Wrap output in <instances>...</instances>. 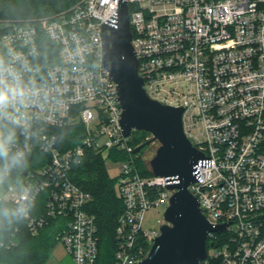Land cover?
I'll return each instance as SVG.
<instances>
[{
	"label": "built area",
	"instance_id": "obj_1",
	"mask_svg": "<svg viewBox=\"0 0 264 264\" xmlns=\"http://www.w3.org/2000/svg\"><path fill=\"white\" fill-rule=\"evenodd\" d=\"M122 2L146 93L183 106L187 137L212 157L210 168L198 167L190 192L211 224L232 221L208 233L202 263L264 264V0H79L53 16L0 20V79L23 92L0 108V119L17 131L9 158L34 148L50 156L1 198L34 235L65 218L57 246L72 264H99L97 221L87 209L92 195L69 175L89 151L103 160L113 155L122 162L115 193L125 206L113 264L147 257L161 232L145 226V215L166 210L174 191L165 177L137 169L132 133L125 136L120 123L117 84L103 62L102 27L116 20ZM48 43L57 61L46 64ZM77 125L82 136L66 148L56 130ZM120 153L129 159L119 160ZM39 198L43 211L34 215Z\"/></svg>",
	"mask_w": 264,
	"mask_h": 264
},
{
	"label": "water",
	"instance_id": "obj_2",
	"mask_svg": "<svg viewBox=\"0 0 264 264\" xmlns=\"http://www.w3.org/2000/svg\"><path fill=\"white\" fill-rule=\"evenodd\" d=\"M102 36L103 62L117 84L118 100L123 108L120 115L123 134L129 136L132 131L140 130L153 135L133 151L138 153L157 141L159 147L150 160L151 170L154 175L165 177L167 188L174 191L164 213L161 234L154 237L147 257L138 264H203L208 233L222 232L232 223L211 224L199 200L189 190L201 177L198 167L210 168L212 157H206L187 137L183 106L163 104L146 93L132 46L126 3H121L116 20L104 22Z\"/></svg>",
	"mask_w": 264,
	"mask_h": 264
},
{
	"label": "trees",
	"instance_id": "obj_3",
	"mask_svg": "<svg viewBox=\"0 0 264 264\" xmlns=\"http://www.w3.org/2000/svg\"><path fill=\"white\" fill-rule=\"evenodd\" d=\"M79 0H0V18L10 19H34L46 15L55 14L70 8ZM44 54L50 60L46 64L57 61V54L53 51L50 43L46 44ZM53 47V48H51ZM54 55V58L52 59ZM80 126V125H79ZM76 126H69L56 130L65 147L69 148L77 144L83 131L74 135ZM17 136L16 129L0 119V141L7 148V156H0V186L1 191L13 183L24 180L25 173L36 171L49 162L50 156L34 148L24 158L9 162L8 147L9 137ZM140 140L136 147L146 143ZM146 147V146H145ZM144 147V148H145ZM143 148V149H144ZM142 149V150H143ZM141 150V151H142ZM118 159L127 161L129 155L120 153ZM150 161L143 157L140 167L137 169L144 177L153 175L149 165ZM8 167V171H6ZM70 179L81 189L92 195L87 209L95 215L99 237V264H113L117 248L116 231L119 218L124 212V203L115 193V179H112L105 167L104 160L93 151L87 152L80 164L76 165L69 175ZM1 192V193H2ZM0 193V194H1ZM42 198L35 203L41 214L43 211ZM35 207V208H36ZM65 218L51 219L37 235L31 233L27 220L15 214L11 203L0 199V264H47L56 245L60 229L65 224Z\"/></svg>",
	"mask_w": 264,
	"mask_h": 264
},
{
	"label": "rangeland",
	"instance_id": "obj_4",
	"mask_svg": "<svg viewBox=\"0 0 264 264\" xmlns=\"http://www.w3.org/2000/svg\"><path fill=\"white\" fill-rule=\"evenodd\" d=\"M56 14V13H55ZM55 14H50V15H46L45 17H49V16H53ZM2 19H10V18H0V20ZM11 20H20V19H11ZM76 128L73 132L74 135L79 134L80 130L83 131V126H79L77 125ZM11 138L13 137L10 136ZM153 137V135L149 132L146 131H140V130H134L131 134V137L129 139V144L135 148L136 143L140 140H144V141H148L149 139H151ZM10 141V139H9ZM159 147V143L157 141L147 145L142 151L138 152V153H133L132 156L135 160V165L136 167H140L141 162L143 161V157L145 156L146 159H148V161H150L152 159V157L155 155L157 149ZM14 160H9L10 163H12ZM105 163V167L107 169V173L108 175L112 178V179H116L117 176L120 173V167L122 162L121 161H116L115 157L109 156L104 160ZM150 165V163H149ZM6 171H8V167H6ZM151 169V167H150ZM1 186H0V193L1 191ZM4 192H2L0 194V199L3 200L1 198L2 194ZM164 213L165 210L164 209H151L148 210V212L145 215V226L148 228H154V227H161L162 224L165 223L164 220ZM160 224V225H159ZM219 236H223L222 233H219ZM57 246V245H56ZM56 248V247H55ZM213 253V248L208 246V254L211 255ZM59 256L58 254L55 252V249L52 253V255L50 256L47 264H72V259L70 256L65 255L61 261L58 260Z\"/></svg>",
	"mask_w": 264,
	"mask_h": 264
},
{
	"label": "clouds",
	"instance_id": "obj_5",
	"mask_svg": "<svg viewBox=\"0 0 264 264\" xmlns=\"http://www.w3.org/2000/svg\"><path fill=\"white\" fill-rule=\"evenodd\" d=\"M17 95H23L22 90L8 86L3 79H0V108L9 102L10 96L15 97ZM0 156H7V148L3 141H0Z\"/></svg>",
	"mask_w": 264,
	"mask_h": 264
},
{
	"label": "crops",
	"instance_id": "obj_6",
	"mask_svg": "<svg viewBox=\"0 0 264 264\" xmlns=\"http://www.w3.org/2000/svg\"><path fill=\"white\" fill-rule=\"evenodd\" d=\"M55 252L58 254L59 256V261L62 260V258L65 256V252L63 251V249L60 246H56L55 248Z\"/></svg>",
	"mask_w": 264,
	"mask_h": 264
}]
</instances>
